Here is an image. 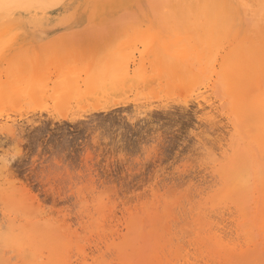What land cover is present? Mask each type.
<instances>
[{"label": "rangeland", "instance_id": "rangeland-1", "mask_svg": "<svg viewBox=\"0 0 264 264\" xmlns=\"http://www.w3.org/2000/svg\"><path fill=\"white\" fill-rule=\"evenodd\" d=\"M243 18L78 16L0 35V192L16 193L12 202L0 193V231L29 220L42 235L20 245L0 238V264H225L252 251L263 221L245 220L224 179L231 162L264 161V71ZM260 26L255 18L249 29ZM186 66L184 90L137 98L139 80ZM10 82L32 87L30 102L5 100ZM92 85L127 104L87 114L83 95L71 102L82 117L49 116L50 96ZM131 218L144 224L134 253Z\"/></svg>", "mask_w": 264, "mask_h": 264}, {"label": "bare ground", "instance_id": "bare-ground-1", "mask_svg": "<svg viewBox=\"0 0 264 264\" xmlns=\"http://www.w3.org/2000/svg\"><path fill=\"white\" fill-rule=\"evenodd\" d=\"M8 3L10 2L7 1V3H3L0 0V35L1 36L6 35L8 31L10 32V29L14 30L18 28L19 29L26 28V24H28L30 20H38V19H42L43 21H47V20L51 21L53 19L64 20L78 16H83L87 18L95 17L100 19L121 18V19L156 20V23H159L160 20H166V19L173 21L183 20V19H190L191 16H244L243 22H245L246 25L248 26V27L246 26L247 30L244 35L249 40L255 42V44H253L254 48L251 49V53H252L251 58H253L255 62L257 61L258 63H260L261 70L264 71V0H20L16 2L15 5L13 6L10 5H12L14 2L12 4H8ZM6 4H8L9 7H7ZM14 6H16V10L13 8ZM255 18H259L261 20L260 30H255V29L250 30L251 28L249 29V25L253 22ZM97 21H99V19ZM192 74H193V69H191V67L189 66H186L185 68L182 69L175 68V69L165 70L162 73L152 74L143 78L142 80H139L138 82L134 78L132 79L137 82L136 86H134L136 87V96H139L137 98H139L141 101L149 102L152 99L161 100L163 97H167L171 94L184 90L188 86ZM128 79H130V77ZM118 83L119 82H117V84ZM124 83L128 85V82L127 81L125 82V79H124ZM114 84L115 83H113V85ZM9 85L10 87L5 88L7 90V92L5 93V100L7 99L17 104L30 102L29 95L31 94L30 96H32V94H34L31 93V91L33 90L31 89L32 87H29L28 85L19 86L18 83H14V82H10ZM14 85H18V87L15 88ZM104 87L100 86L99 88L92 85L87 88H79V89L71 88V90L61 89V91L58 90L59 94L57 93V91H56L57 94H55L54 92L55 90H54L53 93L55 95L52 94L53 96L52 97L50 96L49 98L50 102L48 105L46 104L47 106L45 107V109L47 110L49 116H51L52 118L74 120L76 118L82 117V114L76 115L75 111L71 107L72 105L71 102L73 101L77 103L80 102L79 100H76L77 98L80 97L82 98L86 97V99L91 100L92 102L96 100V102L94 103L90 102L91 105L86 110H84V112L87 114L96 113V112H106L115 107L123 106L127 104V101H122L120 99L118 100L109 99V96L111 94L113 95L114 90H112V87H110L111 89L109 90L108 85L106 87L107 89H104ZM126 91L128 93V90L125 89V92ZM116 92H118V90ZM114 94H116L115 91ZM83 95H85V97H83ZM80 104H84V106ZM80 104L79 107L83 106L84 109L86 103H80ZM74 116L77 117L74 118ZM6 161L7 160L5 158L0 157V171L2 172L3 169L6 168V166L8 165ZM231 163H232L231 166L232 168L227 170L228 172L227 177H225L227 172H225V176H223L225 177L224 179L228 186V189L225 188L226 191L230 192L232 198H234L233 200H235V203L239 205L243 217L247 222L248 221L256 222L262 220L263 222L261 221L260 222L262 223V227H264L263 225L264 224V161L256 162L251 160H243V161H236L235 164L233 162ZM226 165H228V163H226ZM0 193L2 194L1 197H3L5 201L10 200L12 202L14 201V198H16L15 195L16 193L14 194L8 190L1 191ZM256 193L261 194V196L259 195V200L257 201V204L258 203L259 204L258 206L256 205V207L253 208L251 211H248L247 207L249 205V202ZM21 203L24 204V202ZM9 204L7 205V209L8 207H10ZM262 205L263 208L260 207ZM14 208H16L15 205ZM30 211L32 212V210ZM24 212L25 211H23V213ZM31 214L32 213H30V215ZM23 216L24 215H22V217ZM29 216L27 217L30 218ZM12 222L13 221H11L10 222L11 224L8 225L6 229L7 231L6 230L4 232L0 231V238L5 239L4 241L8 240V242L11 243H14V241L15 243L17 241L19 242L22 241V242H27L29 244V242H31L32 240L39 239L42 237L41 230L39 229L40 227L37 228L36 223L35 224L33 223L34 224L33 226L31 221L30 223H28L29 222L28 220V222L26 221L28 225L26 223V226H24V224L21 226L18 225V223L15 224ZM185 223L186 222H184V224ZM148 228L149 227H147L146 229ZM45 229L46 228H44L43 230ZM127 229H128V236L125 239L127 240L126 245L134 253L138 251L137 249H138L139 236L143 232L144 224L140 221H137L135 218H131L127 223ZM260 231H261V227H260ZM248 235H251V233ZM260 237L261 238L258 241L251 240L253 241L252 242L253 249L251 252H249L248 254H244L242 257H238L237 259L233 258L234 255L226 256L229 257V259L226 258V260H228L229 262H225V264H242V263L264 264V235L260 234ZM20 243H18V245H20ZM131 264H135V263H131Z\"/></svg>", "mask_w": 264, "mask_h": 264}]
</instances>
